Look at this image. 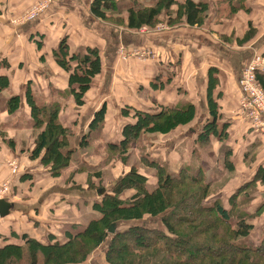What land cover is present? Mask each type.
I'll return each instance as SVG.
<instances>
[{"label":"crops","instance_id":"crops-1","mask_svg":"<svg viewBox=\"0 0 264 264\" xmlns=\"http://www.w3.org/2000/svg\"><path fill=\"white\" fill-rule=\"evenodd\" d=\"M44 1L0 0V78L3 76L8 81V87L0 90V192L5 191L0 199L10 206L8 215L0 217V247L21 245L22 235L42 243L64 241L70 233L83 228L90 219L98 216L93 205L100 202L101 195L108 192L128 169V165L124 167L117 155L102 168L98 166V154L91 152V158L80 157L79 137L86 132L93 113L103 105L104 124L100 133L103 141L95 140L91 143L93 146L103 147V142L117 143L121 139L123 126L134 122V118L122 114L124 107H130L132 114L134 111H158L159 107L183 102L192 104L196 109L195 118L188 124L194 142L200 115L203 122L208 117L205 96L209 71L212 70L216 84L211 95L220 115L217 125L227 124L226 133L229 136V128L237 123L264 140V133L251 127L236 113L239 110L242 66L253 54L264 56V0H247V10L232 15H226L218 7V0H193L209 6L200 25L190 26L182 20L145 34H135L126 28L125 11L114 12L113 15L124 20L121 24L95 18L90 11L91 0H49L41 11L26 16ZM149 1L141 2L148 5ZM174 1L183 3L184 0ZM249 25L255 34L249 41L240 44L238 41ZM62 40L70 55H82L88 48L98 51L100 73L84 93L81 106H77L69 94L68 72L59 67L54 58ZM159 81H167V85L163 88V83ZM27 92L38 104L52 102L60 106L58 120L73 130L70 144L76 149L75 158L99 172L101 181L93 176L88 179L84 172H76L75 162L61 169L59 176L52 177L37 159L31 158L38 130L30 128ZM12 96L18 98V104L9 111L6 104ZM247 135L251 140L255 139L252 134ZM175 137L186 136L178 134ZM259 138L244 146L240 153L243 158L249 147L257 149L255 161L250 164L255 167L253 176L257 166L264 168V146H260ZM147 142L152 149L151 155L166 159L171 174L176 173L181 161H187L179 156L178 143H173L170 151L167 141ZM188 146L193 147V151H189L191 153L197 147L196 144H188L186 150ZM206 147L197 148L205 151ZM222 149L220 147L218 152ZM191 153L187 154L191 157ZM138 170L148 179L153 174L144 167ZM89 184L95 188L90 189ZM263 187L258 186L253 194L250 210L262 206L264 189L260 188ZM131 193L123 192L121 198ZM228 193L214 198L220 197L223 202V196ZM263 223L264 206L254 227H262ZM99 249V254L96 249L83 264H97L94 258H98L99 264H106L104 249Z\"/></svg>","mask_w":264,"mask_h":264},{"label":"trees","instance_id":"trees-1","mask_svg":"<svg viewBox=\"0 0 264 264\" xmlns=\"http://www.w3.org/2000/svg\"><path fill=\"white\" fill-rule=\"evenodd\" d=\"M139 1L91 0L90 11L95 18L114 23L124 22L119 17L114 18V12L125 11L126 28L139 30L154 27L160 17H165L168 25L182 20L190 26L200 25L209 8L206 3L193 0L183 3L150 0L148 5ZM246 1L218 0L217 5L226 15H232L246 11ZM254 34L249 25L238 42L243 44ZM54 58L59 67L68 72L69 94L75 104L81 106L84 93L100 73L98 51L88 48L82 55H70L62 40ZM212 73L210 70L205 96L208 117L194 139L200 149L216 140L223 142L227 137V124L217 125L220 115L211 95L216 84ZM257 82L264 90L263 74H257ZM7 87L8 81L2 76L0 90ZM17 101V97H10L7 109L16 108ZM26 102L30 107V128L38 130L31 158L37 159L52 177L59 176L61 169L75 162L76 172H84L88 179L93 176L101 181L99 172L75 158L76 149L70 144L73 130L58 120L60 106L52 102L38 104L28 92ZM104 114L103 105L93 113L86 132L79 137L80 152H103L104 158H100L98 164L101 168L114 155L124 167L127 166L131 145L135 148L145 141L143 137L169 136L178 127L189 124L196 116V109L183 102L159 107L158 111H134V122L123 126L117 143L103 142V147L93 146L91 143L95 140L103 141L100 133ZM122 114L127 115L126 110ZM222 147L215 162L217 165L208 174L202 168L203 161L197 164L181 161L176 173L171 174L166 162L141 154L138 159L148 173L153 172L151 178L141 174L139 167L128 165L120 179L101 195L100 202L93 205L98 216L90 219L83 228L70 233L64 241L49 243L22 235L21 245L0 247V264H83L103 245L106 264H264V223L258 239L252 241L250 237L254 228L252 221L261 216L263 208L249 209L257 187L264 185V168L257 166L253 178L226 194L225 206L220 197H214L225 182L233 181L235 166L231 149L223 144ZM256 151L255 147H249L244 153L242 159L247 166L255 161ZM191 154L190 161L196 160L195 151ZM191 164L195 165L191 167ZM221 169H224V175ZM127 191L132 193L122 199L121 195ZM110 226H113V233H109Z\"/></svg>","mask_w":264,"mask_h":264},{"label":"rangeland","instance_id":"rangeland-1","mask_svg":"<svg viewBox=\"0 0 264 264\" xmlns=\"http://www.w3.org/2000/svg\"><path fill=\"white\" fill-rule=\"evenodd\" d=\"M141 1L142 0H140L139 2L141 3ZM119 24H121V23H119ZM173 24H175V23H173ZM158 25H161L162 27L161 28L160 27L156 28ZM167 25L168 24L166 23V18L165 17H160L159 21L157 22V24L154 27L146 28V30L144 32H141L140 30H132V32L135 33V34H145V33H150V32H154V31H157V30H161V29L164 28V26H167ZM170 25H172V24H170ZM159 82L163 83V84H161V86L163 88L167 85V83H166L167 81H159ZM237 109H238V107H237ZM123 110H126V113H127L126 117H131V119L133 118L134 114H131V110L132 109L130 107H124ZM127 110H129V111H127ZM236 113L239 115V111L238 110H237ZM200 118H201L200 120L197 119V121L199 120L198 122H200V123H199V125H198V123L196 125L197 126L196 127V133L201 130V128L199 126L203 122V119H202L203 116L200 115ZM21 123H22V121H21ZM232 123H234V122H232ZM229 129H230L229 131H231V135L229 134V136L225 137L224 141L220 142V144L223 143V146L230 148L231 151H232V161H233V166H235V170H234L235 174L233 176L234 180L230 181L228 183L225 182L222 186L220 185L221 186V190L215 196H218L219 194H222V193H225V192L228 193L229 191L233 190V188H235L238 184L242 185L243 183H245L246 181L251 179L253 177V172H254V168H255L252 165H250V166H252L253 168L250 167V166L249 167L246 166L247 164H245L246 162H244L243 159L241 158L240 153L242 152V149H244V146L246 147V145L248 143H250L251 141L253 142V141L257 140L256 137L259 138V136L256 133L253 134L250 131H246L245 128L243 129L237 123L232 125V128H229ZM174 134H176V135L183 134L186 137L185 138H176L175 137L176 135L173 136ZM247 134H252V136H254L255 139L251 140V138H249V135H247ZM190 135H191V133L189 131L188 124H187V125H185L183 127H180L178 130H176L174 133L170 134L169 136H163V137H158V138L150 136V137H147V138L149 140H151V141H157V142L160 141L161 143H165L167 141L168 142V145H167L168 147L167 148L170 151L172 149V144L173 143H178V148L177 149L179 151V156L182 159L189 160L190 163H193L192 161H194L195 164H197L198 162L200 163V162L203 161V167L202 168L208 174L210 172L209 170L214 169L215 165H217V163H215L216 159H217L216 155L218 154L217 152H218L219 148L222 147V146H220L219 142H217V140H216V141H213L214 142L213 144H210L207 147L205 145L206 148H205V151L202 150L203 152L201 150L199 151L198 148L196 147L195 148V155L198 156V157H197L196 160L195 159L193 160V158H192V160L190 161V158H191L190 154H187V153H191L193 151V147L192 146H188V150H186L185 149L186 145L192 144V143L196 144L195 140H194V142L191 140V136ZM143 139H145V138L143 137ZM112 140H114V139H112ZM147 141L148 140L145 139V141L141 142L139 144L140 147L138 145V146H136L134 148V146L131 145L128 148L127 158H126V162L128 163V165L133 164V165H135V166H137L139 168L143 167L141 165L139 159H138V156L140 157L141 154L146 155V156H150V158L151 157H155V156L151 155V150L152 149L150 148V146H148V142ZM263 141L264 140L260 139V142H259V143H261L260 146H264ZM201 149H203V148H201ZM207 150H208V152H206ZM189 151H191V152H189ZM80 157H82L83 159H87V158H89V157L91 158L93 156H91V154H89V152H87V151H84V152L81 151V156ZM98 157L99 158H103V155L102 154L101 155L98 154ZM259 157H261V154L259 155ZM158 159L161 162H166L165 158H160L159 157ZM169 159L171 160V156L169 157ZM96 161H98V160H95V162ZM195 164H191V167L193 165H195ZM220 171L224 175V172H225L224 169H221ZM260 189H264V187L260 188ZM2 194H4V193L0 192V195H2ZM263 198H264V195H261V200ZM223 203H224L225 206H227L226 205L225 196H223ZM263 206H264V202H263L261 207L263 208ZM249 212H252V211H249ZM256 221H257V219H254V221H252V223H255ZM261 228L262 227L258 225L257 227H254L252 229V232H251L252 236H250L252 238V241H255L256 239H258V237L260 235ZM102 247H104V245ZM96 251H97V254L100 253V249H97ZM95 257H97V255ZM94 260L97 262V264H99L98 258H96V259L94 258Z\"/></svg>","mask_w":264,"mask_h":264},{"label":"built area","instance_id":"built-area-1","mask_svg":"<svg viewBox=\"0 0 264 264\" xmlns=\"http://www.w3.org/2000/svg\"><path fill=\"white\" fill-rule=\"evenodd\" d=\"M49 0L39 3L37 7L27 13L30 17L34 13L41 11ZM26 16L24 19H26ZM162 27L158 25L156 28ZM147 27L139 30L144 32ZM257 74H264V56L253 54L242 66L241 76L239 79V117L248 122L251 127L264 133V90L257 82ZM5 193V191H1Z\"/></svg>","mask_w":264,"mask_h":264},{"label":"water","instance_id":"water-1","mask_svg":"<svg viewBox=\"0 0 264 264\" xmlns=\"http://www.w3.org/2000/svg\"><path fill=\"white\" fill-rule=\"evenodd\" d=\"M9 204L5 203L3 200L0 199V217H4L8 215ZM109 233H113V226H110Z\"/></svg>","mask_w":264,"mask_h":264}]
</instances>
